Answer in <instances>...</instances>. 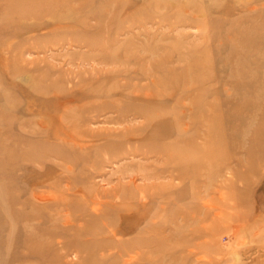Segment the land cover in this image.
<instances>
[{
	"label": "rangeland",
	"instance_id": "1",
	"mask_svg": "<svg viewBox=\"0 0 264 264\" xmlns=\"http://www.w3.org/2000/svg\"><path fill=\"white\" fill-rule=\"evenodd\" d=\"M53 1L58 6L43 17L46 25L33 29L32 20L17 19L26 13L25 3L16 7L14 0H0V264L92 262L80 258L84 252L63 248L62 238L46 235L57 229L74 236L100 222L91 215L99 205L83 203V211L78 203L71 209L65 205L81 192L70 195L78 187L71 179L55 183L69 176L64 172L69 163L53 150L63 149L76 160L79 145L94 152L86 163L94 165L86 189L91 186L100 195L127 182L142 187L170 181L140 179L143 168L160 163L139 157L118 162L102 150L127 140L141 145L145 110L161 118L165 128L182 113L183 129L195 127L192 119L201 123L200 138L191 137L195 157L188 160L197 181L192 189L189 181L175 179L179 190L165 200L139 194L134 200L120 198L123 204L112 213L116 223L130 211V221L146 227L151 246L142 250L144 258L133 250L131 260L111 259V251L97 259H105L103 264H264V0H171L164 7L156 5L160 0ZM144 46L157 51L151 60L155 70L174 69L178 81L132 80L129 96L79 98L86 90L109 88L113 80L118 86L127 82L122 76L110 81L108 76L122 74V68L98 65V54L146 55ZM149 61L130 65L127 74H140ZM178 90L188 95L179 97ZM148 95L152 100L146 102ZM107 105L127 107L129 117L109 122L111 115L101 114ZM80 111L90 120L72 131L70 121ZM204 112L208 117L202 119ZM61 115L71 142L38 135V127L28 123ZM205 126L208 155L201 146ZM129 233L123 239L136 236L137 229Z\"/></svg>",
	"mask_w": 264,
	"mask_h": 264
},
{
	"label": "bare ground",
	"instance_id": "2",
	"mask_svg": "<svg viewBox=\"0 0 264 264\" xmlns=\"http://www.w3.org/2000/svg\"><path fill=\"white\" fill-rule=\"evenodd\" d=\"M168 1L170 3H174L173 1L175 0L173 1L160 0L158 1V3H156V5L164 7L167 5ZM22 2L25 3L26 8L23 9V11L25 10L26 13L24 14L23 17L22 15L21 17L17 15V19L32 20V22H34L31 25L33 29L35 28V26H37L38 28L44 27L46 23L43 21V17L49 14L52 10H54L58 6L56 3H54L53 0H21V1L14 0L12 4L15 3V6L17 7L18 5L19 6L23 5ZM147 2H148L147 0H144V3ZM6 4L8 3L6 2ZM156 5L155 7H157ZM144 48L149 49L146 48L145 46ZM139 52L140 54H138V52H128V51H124L123 53L121 51H118L111 54H105V53L98 54L96 59L98 65L104 66V65L118 64L119 68H122L121 69L122 74L117 73L116 75V74H112L111 72L112 76L111 75L108 76V78H110V81L112 78H118L122 76L123 79L127 80V82L123 85L118 86L116 85L117 80H113L109 88L105 90L99 88L98 90L100 91L98 92L89 89L86 90V93H81L79 98L87 99L89 97H93L97 95H103L109 97L116 94H121L123 92H126V95L129 96V94H127V91L128 89L132 88L131 87L132 80L140 81V80L149 79V81H151L152 84L160 82L162 80L163 82L164 81L170 82L173 80L178 81L177 79H179L180 76L179 74H177L176 70L174 69H169L168 71H164V72H159L155 70L157 65L156 63L151 62V60H154V56L157 51H152V49H149L146 55H144L143 53L146 51H139ZM161 57L165 58L166 56L164 54ZM148 59L150 60L149 68H146L140 74H136L133 76H129V74H127L128 67L130 65L141 64L146 62ZM155 71L158 72V75H155L154 73ZM160 77H163V79ZM178 91H179L178 92L179 97H184L188 95L187 92L186 94L185 92H181L180 90ZM151 97L152 96L149 95L146 96L145 99L146 102L151 101L152 100ZM107 106H108L107 109L101 111V114L103 115L110 114L111 116H109L108 118L106 117L109 120V122L118 123L121 120V118L129 117L128 115L129 110L127 107H123V106L118 107L111 105H107ZM93 107L94 105L89 107L88 110L86 107H84L81 111L83 112L86 110L87 111L93 110ZM81 111L79 112L78 116L74 117L73 120L71 119L72 121H70L71 123L70 129L73 128L77 129L79 124L83 125V123L89 122L90 117H88L86 114H82ZM142 113H144L143 117L145 118L146 121L144 125L140 126L139 128L140 139L138 141L141 142V145L139 144V142L134 143V142H129L127 140L126 142H124L126 143L125 145H123L124 143L105 145L104 147H102V150L113 154L112 157H115L116 161L118 162L123 159L139 157L140 159H144L147 161L152 160L155 163H160V166L158 167L150 164L147 165V167L143 168V173L140 174V179L142 181H152V180L156 181V180L170 179V181L166 184L151 183L148 186L140 187V186H135L133 182H127L125 185L120 184L117 185L116 187L110 188L111 190H106L105 192L102 193V195H100V193L98 192L91 191L93 189L91 188V186L86 189V186L89 184V181H92L90 174L94 168V165L87 166L86 163L90 162L94 152L92 151L85 152L88 149V147L87 148L81 147L79 145L78 147L82 152L78 156L79 157L78 160H76L74 157L68 154L69 152L65 153L63 149L59 148L60 150L56 149L52 151L55 154L54 156L57 157V159L60 158L62 161H65L66 163H69V165H71V167L68 165V167L66 166V168H64L65 169L64 172L66 174H69V176L64 174V176L57 178L55 180V183H59L60 181H63L65 179L70 181L69 179H71L78 184L77 185L78 187H76L75 188L76 190H74L70 195L74 196L76 193L80 194L81 192V194L78 195L80 198L76 199L77 202L74 200L75 197L74 199L72 198L73 202L76 203L67 202L65 205L70 207L71 209L74 206H77L78 203L79 207L77 206V209L83 211L85 209L84 204L87 205L88 203H90L93 205L101 206V209L97 210L92 208V210L93 209L94 210L92 211L93 213L91 214L96 216L95 218L92 217L93 219L99 220L100 222L98 223L93 222L90 225V227L86 226L84 228H80V230L76 231L77 235L69 236L66 234L67 233L66 231L57 230V229L49 231L48 233H46V235H48V237L50 238L53 237L62 238L63 241L61 242L58 241V242L63 248L65 247L66 250H70L74 248L76 252L79 253L84 252L85 254L81 255L80 258L90 259L92 261L90 264L92 263L103 264V261L105 259H97V255L100 253H102L100 255H103L104 253H107L108 255L110 253L109 251H111V253L109 254V258L111 259L121 256H127L128 260H131L134 257L129 254H131L133 250H137L140 254V258H144L145 251L142 250L147 249V247L151 246L152 242L145 237L147 232L146 227L142 228L141 225L139 224L140 222L137 220L130 221L129 216H127L131 214L130 211L128 210L124 211L123 214H121L122 216L120 217L121 218L120 222L119 223L117 222L118 224L116 223V219L112 213L115 211L114 208H117L119 205L123 204L120 202V198L121 199L129 198L128 200L130 199L134 200L136 199L135 196L139 194L140 196L143 195L157 196L159 199L165 200L169 198L171 194L174 193V191L179 190L178 188H176L177 186L173 185L175 179L179 180L180 182L185 180L189 181L190 187L192 189H194L193 184L195 183V181H197V176H194L190 173V169L188 167V160L193 159L195 157L197 148L195 145L196 142L194 140L196 138H200L199 127L201 123H199L198 121L195 122L192 119L190 124L192 126L194 124L195 127H193V129H191V127H189V129L187 128L183 129L182 120L180 118L183 117L184 115L182 113L180 117H177L172 120L173 123L170 128H165V126H163V122L161 118L152 115V113L148 112L147 110H145V112ZM204 114L205 115H202V119L208 117L206 116L207 112H204ZM65 120L66 117L64 115H61L58 120L47 118V119H38L33 123H31L33 121L32 120L28 123L32 124V126L34 127H38L39 129L38 130L39 132L37 133L38 135L43 134L47 137H52L53 139H59V141L67 143L72 141L70 137L72 135V132L63 131L62 129L64 127L63 122L65 123ZM164 125H166V123ZM205 128L206 129L203 132V135L206 136L204 137V139H202L201 146L203 148V151L206 153V155H208L209 144H210V139H209L210 131L207 126H205ZM76 129H73L72 131ZM73 134H77V133L73 132ZM172 136L173 139L171 140V142L169 143L165 142V140H169ZM183 137H185L184 144L179 145L178 143ZM191 137H194V140ZM152 144L155 145L150 146ZM36 147L37 146H35V148ZM70 148L73 149L72 147ZM78 167H80L81 169L79 173H76L75 170ZM39 177H41V179L44 178L45 177L44 173L40 171ZM191 193H192L191 195V202H192L195 196L193 190L191 191ZM176 195L177 197L179 196V194ZM113 196L114 198H111ZM44 198L42 200H44ZM5 203L7 202L5 201ZM136 229H137V235L133 236L134 238L128 237L126 239H123L125 235L128 234L129 236L130 235L129 232H133V230L136 231ZM38 236L42 238V234ZM84 236H89L90 239L86 242L80 241L79 239L83 238ZM52 258L55 257L53 256Z\"/></svg>",
	"mask_w": 264,
	"mask_h": 264
}]
</instances>
